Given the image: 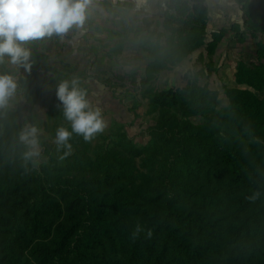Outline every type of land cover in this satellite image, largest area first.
<instances>
[{
    "label": "trees",
    "instance_id": "1",
    "mask_svg": "<svg viewBox=\"0 0 264 264\" xmlns=\"http://www.w3.org/2000/svg\"><path fill=\"white\" fill-rule=\"evenodd\" d=\"M187 1L191 28L151 50L143 144L118 131L92 152L73 133L71 153L59 146L36 165L20 140L22 111L48 94L34 71L16 80L23 108L0 110V264H264V0H236L262 41L257 62L240 61L236 86L222 87L221 106L203 72L151 89L202 48L213 55L228 33L210 40L207 0Z\"/></svg>",
    "mask_w": 264,
    "mask_h": 264
},
{
    "label": "rangeland",
    "instance_id": "2",
    "mask_svg": "<svg viewBox=\"0 0 264 264\" xmlns=\"http://www.w3.org/2000/svg\"><path fill=\"white\" fill-rule=\"evenodd\" d=\"M257 1L259 2V0ZM243 17H245L244 12ZM245 19L239 30H234L231 26L223 29L228 33L224 34L213 55L208 53L206 47L202 48L203 53L196 52L172 70L159 75L157 81H154L151 85V89L178 88L186 84L182 82L185 74L203 72L200 75L201 84L208 83L212 91L218 92L220 95L218 105H224L227 100L221 94L222 87L224 85L236 86L232 79L238 63L240 61H245L248 64L257 62L256 53L260 48L262 38L259 35H254L251 32L252 30L245 26ZM255 23L257 24V21ZM213 34L212 32L207 33L210 40H212ZM32 44L34 43H31L29 49L32 53L31 62L35 63L33 64L35 66L33 71L44 78L42 88L48 94L47 98L37 105L31 114L22 111L24 118L29 116V123L26 126H34L38 129L37 137L40 154L31 157L36 165L48 159L47 151L55 154L67 149L61 146L62 149L56 143V132L59 128L63 127L71 131V123L63 114V106L57 99L56 92L61 82L71 81L73 78L80 80L82 88L87 86L90 89L88 99L93 108L100 109L105 122L104 131L97 134L90 141L92 152H95V146L98 142L109 145L113 133L118 131L128 133L133 141L140 144L149 140L147 134V122L150 119L147 116L149 102L143 98V90L147 87L144 83L147 70V68L145 70V66L130 63L126 65L93 66L87 64L86 60L81 65L76 63L75 58L71 55H63V57L59 52L56 55L47 48L35 50V46H32ZM7 59L6 57L5 62L0 64V74L13 76L16 66L7 62ZM65 59L70 62H63ZM97 72L101 73L98 77L103 78V80H98L96 75H93ZM106 72L110 74L108 75ZM208 75H211V77H207ZM91 77H95V79ZM101 84H103V87L100 92L99 85ZM260 95L264 96V93ZM24 103L25 101L17 88L7 105L0 107V110L5 108L17 110L23 108ZM136 113L139 114V118H137ZM193 120L201 122L202 118L195 117ZM30 150L28 146V151Z\"/></svg>",
    "mask_w": 264,
    "mask_h": 264
},
{
    "label": "crops",
    "instance_id": "3",
    "mask_svg": "<svg viewBox=\"0 0 264 264\" xmlns=\"http://www.w3.org/2000/svg\"><path fill=\"white\" fill-rule=\"evenodd\" d=\"M207 7V32L217 33L235 24L241 28L243 11L236 0H207ZM190 9L187 0H90L86 23L75 30L72 38L65 40L53 35L25 42L23 46L29 48L33 42L35 50L47 48L56 55H71L81 65L85 60L93 66L130 63L143 65L146 70L153 55L151 50L174 45L176 33L191 28L187 22ZM15 70L16 80L33 71L17 66ZM100 74L93 73L98 80ZM102 87L103 84L99 85L100 92Z\"/></svg>",
    "mask_w": 264,
    "mask_h": 264
},
{
    "label": "clouds",
    "instance_id": "4",
    "mask_svg": "<svg viewBox=\"0 0 264 264\" xmlns=\"http://www.w3.org/2000/svg\"><path fill=\"white\" fill-rule=\"evenodd\" d=\"M90 0H0V64L7 62L31 70V50L24 43L53 35L63 37L69 31L82 29L88 18ZM17 82L10 74H0V107L7 105L15 94ZM57 99L63 106V114L71 123V131L59 128L56 132L58 146L71 150L69 143L73 133L91 141L105 128L101 111L93 108L86 89L80 80L73 78L58 85ZM38 129L26 126L20 133V140L30 147L25 158L38 156ZM144 229L137 225L133 236ZM151 236V231H148Z\"/></svg>",
    "mask_w": 264,
    "mask_h": 264
},
{
    "label": "built area",
    "instance_id": "5",
    "mask_svg": "<svg viewBox=\"0 0 264 264\" xmlns=\"http://www.w3.org/2000/svg\"><path fill=\"white\" fill-rule=\"evenodd\" d=\"M75 30H76V29L69 31L67 34H65V35H64L63 37H61V38H62V39H65V40L72 38V37L75 35Z\"/></svg>",
    "mask_w": 264,
    "mask_h": 264
}]
</instances>
